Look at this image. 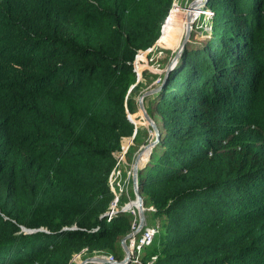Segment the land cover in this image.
<instances>
[{
    "label": "trees",
    "instance_id": "1",
    "mask_svg": "<svg viewBox=\"0 0 264 264\" xmlns=\"http://www.w3.org/2000/svg\"><path fill=\"white\" fill-rule=\"evenodd\" d=\"M173 3L0 0V264L125 258L136 218L104 216L109 178L122 140L137 132L129 163L144 143L128 117L134 61L180 34ZM207 8L146 99L160 141L139 191L163 223L129 264H264V0Z\"/></svg>",
    "mask_w": 264,
    "mask_h": 264
},
{
    "label": "rangeland",
    "instance_id": "2",
    "mask_svg": "<svg viewBox=\"0 0 264 264\" xmlns=\"http://www.w3.org/2000/svg\"><path fill=\"white\" fill-rule=\"evenodd\" d=\"M191 1H193V0H191ZM191 1L186 2V0H177L175 3V6L177 5L178 10H180L182 8L184 11H187L191 8L192 4L194 3ZM184 16H186V15L183 14V17ZM201 20L203 22L204 21L208 22L209 17L202 18ZM176 38L178 39V37H174L171 35L164 36L159 41V43L161 45L159 44L156 47H153L155 49L148 56V58L146 59V62H143L141 64V67L139 66L140 67V74L139 75L137 74V77H138L137 83L131 88V90L129 92V96L132 97L136 101V103L138 102V99L140 98L141 95H143L147 91L155 89L156 87H158L161 84V82H160L161 70H164L165 65L168 63L169 59L172 56V52L170 50L178 47V45L180 43V41H178V42L176 41ZM166 45L171 47V49H169V47H166ZM167 50L171 53L167 54L168 57L166 60H163V57L166 55ZM146 99L144 100V106L145 107L147 104ZM137 108H138V105H137ZM141 114L142 113L139 112V110H138V112L135 115H132V119H133L132 121L134 122L138 131L140 132L138 139L140 138L141 139L140 141H144V143L141 145V147L134 153L133 160L141 152L145 151V145L152 142L154 140V137H155V134L152 131L151 126L144 119L141 118V116H142ZM136 135H137V132L131 138H124L122 140V146H123L125 152L120 153V154H118V153L115 154L117 161L120 162L118 167L122 166L121 170L123 172H126V176H124L122 174V177H123L124 183L128 184V191L127 192H129V198H128V196L125 197L122 202H123V204L127 205L126 208H128V209H133V207L131 208L130 205L134 203L133 201L135 200V195H134V191H133L132 169H131L133 161L131 163H129L128 159H127V155L130 152L131 147L135 146V144H136V143H134V139H135ZM147 152L149 155L150 151H147ZM144 157H146V152L144 153L143 158ZM114 198L115 197L113 195V200L110 202L108 211H110V208L112 207V204L114 203ZM121 200L122 199L120 198V201L118 204H122ZM131 214H133L135 216L136 219H135L134 223L136 222L138 225L139 215H138L137 209L134 208L131 211ZM162 223H163L162 219L156 218L155 216H153V214H151L147 211L145 212L144 228L149 227V224H150V225H153L151 228H157L160 231V227H161ZM135 255L133 256V259H135ZM97 256H99V255H97ZM82 261H84L83 257L76 256L75 261L71 264H80Z\"/></svg>",
    "mask_w": 264,
    "mask_h": 264
},
{
    "label": "water",
    "instance_id": "3",
    "mask_svg": "<svg viewBox=\"0 0 264 264\" xmlns=\"http://www.w3.org/2000/svg\"><path fill=\"white\" fill-rule=\"evenodd\" d=\"M191 2H194V3L192 4V6L189 10L195 9L198 11V14L194 20H192V17H191V19L189 18V24L187 25L186 33L183 36L181 44L178 47V49H176V50L171 49L170 50L172 52V56L169 59L168 63L165 65L164 70H161V74H160L161 84L159 83L160 85L158 87H156L153 90L147 91L143 95H141L140 98L138 99V102H137L138 110H139V112L142 113L141 118L144 119L151 126L152 131L155 134L154 140L145 145V148L150 149L151 153H152L153 148L160 141V132H159V129H158L157 125L155 124V122L151 119V117L147 113L146 107L144 106V100L146 98L158 93L163 88L167 75L173 69L175 64L179 61L186 45L188 44L191 33H193L194 31H196V32L199 31L198 26L202 23L201 19L203 18V16L200 17L199 21L196 22V20L200 15L199 11H204L207 9L208 0H204V1L203 0H193ZM140 158H141V154H139L137 157H135V159L132 162L133 164L131 167V169H132V184H133V191H134V195H135V200L133 202H135V201L138 202L137 211H138V215H139V223L137 225V223L135 222L133 224V227H132V229L135 227L133 229V231L130 234H128L122 240V247H123V250L125 252V258L121 262H117V261H113V260H110L106 257H101V256L91 257V258L85 259L80 264H129L133 260L134 250L131 247V241H133L136 237H138L139 234L142 233L145 229L144 225H145L146 209L144 208L143 198H142L140 191H139V178H138L139 171L145 166V164L143 165V167H139ZM128 210H130V209H128ZM104 216H106V214ZM71 229H77V228L74 227ZM22 230L25 233H33V232H37V231H45L46 232V230L43 228L39 229V230H30V229H27L25 227H22ZM65 230H68V228H65Z\"/></svg>",
    "mask_w": 264,
    "mask_h": 264
},
{
    "label": "built area",
    "instance_id": "4",
    "mask_svg": "<svg viewBox=\"0 0 264 264\" xmlns=\"http://www.w3.org/2000/svg\"><path fill=\"white\" fill-rule=\"evenodd\" d=\"M176 1L177 0H174L172 9L175 7ZM187 1L189 2L190 0H186V2ZM199 14L200 15L197 18L196 22L200 20L201 16H203V18L209 17V20L211 19V17H213V12L210 9H208V8L206 10H204V11H199ZM167 22L165 23V25L167 24ZM205 22L206 21H204V22L202 21V23L198 26V30L199 31L201 29L207 28L209 21L206 22V23ZM165 25L162 27L161 34L163 33V29H164ZM159 44L160 43H159V40H158L153 47H156ZM153 47L149 48L146 51H139L138 54L136 55L135 61H134V69H135V72L138 75L140 74L139 71H138V68H137L138 67V63L137 62H138L139 57L141 56L143 62H146V61H144L143 57H145V59H147L148 56L151 54V52L155 49ZM128 117L130 118V120H133L131 114H128ZM124 152L125 151H124V148H123V150L121 152H117V153L120 154V153H124ZM119 163L120 162L117 163V166L112 171L111 176L109 178L110 190H111L112 194L115 197L114 198V203L112 204V207L110 208V211H108L106 213V216L109 217V218H112L113 216H115L119 212H129V213H131V211L133 210V209L128 210L126 208L127 205L123 204V202H122L125 197L128 196V198H129V192H127L128 191V184H125L124 181H123V177H122L123 172L121 170V166L118 167ZM120 198L122 199L121 200L122 204H118L119 201H120ZM158 232L159 231H158L157 228H145L144 231L142 232V235H141L140 238L136 237L133 241H131V247L134 250V255L135 254H139L144 248L148 247L153 242V239L158 234ZM85 251H83V253H85ZM76 256H80L81 257V254L76 255ZM76 256L71 261V263H73L75 261ZM95 257H99V256H95ZM101 257H104V256H101ZM106 258L115 261L113 257H106Z\"/></svg>",
    "mask_w": 264,
    "mask_h": 264
},
{
    "label": "bare ground",
    "instance_id": "5",
    "mask_svg": "<svg viewBox=\"0 0 264 264\" xmlns=\"http://www.w3.org/2000/svg\"><path fill=\"white\" fill-rule=\"evenodd\" d=\"M173 11H177V12H181V13H183V14H185L186 16H184V22H183V26H182V30H181V32H180V34L179 35H172V36H174V37H178V39L176 38V41L178 42V41H180V43H179V45H178V47L180 46V44H181V41H182V38H183V36L185 35V33H186V29H187V25L189 24V18L191 19V17H192V20H194L195 19V17L197 16V14H198V11L197 10H187V11H184L183 9H180V10H178L177 9V6H175L173 9H172ZM184 29V30H183ZM163 38V36L161 37V39ZM160 39V40H161ZM159 40V41H160ZM166 47H169V46H167L166 45ZM178 47H176V48H174L173 50H176V49H178ZM169 49H171V47H169ZM143 57V56H142ZM143 59H144V61H146V59H145V57H143ZM138 66H140L141 67V64L143 63V60H142V58H141V56L139 57V59H138ZM147 151H150V149H146L145 148V151L144 152H141L140 154H141V158H140V163H139V167H141L142 165H143V163L145 162V159H143V156H144V153L146 152V160H148V157H149V155H148V152ZM127 207V206H126ZM130 207L132 208L133 207V209L134 208H138V202L137 201H135L133 204H131L130 205ZM131 210V209H130Z\"/></svg>",
    "mask_w": 264,
    "mask_h": 264
},
{
    "label": "clouds",
    "instance_id": "6",
    "mask_svg": "<svg viewBox=\"0 0 264 264\" xmlns=\"http://www.w3.org/2000/svg\"><path fill=\"white\" fill-rule=\"evenodd\" d=\"M172 10V9H171ZM171 12V11H170ZM170 15V14H169ZM162 35V34H161ZM161 38V37H160ZM160 38H159V40H160ZM130 114V113H129ZM131 115H133V114H131ZM74 228V227H73ZM95 257V256H94Z\"/></svg>",
    "mask_w": 264,
    "mask_h": 264
}]
</instances>
